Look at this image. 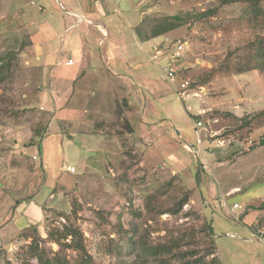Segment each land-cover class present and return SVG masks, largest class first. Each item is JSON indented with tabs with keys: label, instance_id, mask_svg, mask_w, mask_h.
I'll return each mask as SVG.
<instances>
[{
	"label": "rangeland",
	"instance_id": "rangeland-1",
	"mask_svg": "<svg viewBox=\"0 0 264 264\" xmlns=\"http://www.w3.org/2000/svg\"><path fill=\"white\" fill-rule=\"evenodd\" d=\"M52 2L0 0V223H7L0 232V264L5 258L10 264H43L38 256L55 253L63 263L75 264L82 253L68 246L69 224L81 229L87 251L98 264H159L153 261V246L181 236L187 249L204 257L211 244L208 224L221 263L264 264V146L246 151L264 136V57L263 68L253 70L260 60L248 51L250 42L264 38V0L253 18L244 2L101 3L105 13L96 21L109 30L120 51L138 48L135 33L148 41L150 35L141 34L174 15L182 17L173 31L154 41L163 45L164 54L149 64L153 95L143 86L131 89L140 97L134 120L128 117L125 91L106 88L109 75L104 73L103 81L98 77L102 73L93 74L96 85L77 95V113L66 118L55 114L53 98L59 89L52 84L54 75L75 67L65 62L74 60L75 47L85 40L91 44L88 48L99 51L102 33L95 25L71 27L69 14L58 0ZM39 32L47 37L44 44L40 41L42 47L57 51L48 57L47 82L37 64ZM180 39L190 43L176 64L180 81L192 85L215 70L212 84L190 85L198 96L185 100L162 75L171 65L172 44ZM221 65L228 66L227 71ZM236 65L247 71L237 72ZM209 107L221 109L201 116V145L195 119ZM207 127L213 136L206 135ZM46 133L58 135L59 142L45 144L43 161L38 146L32 145L40 144ZM222 133L225 143L219 145ZM203 146L211 150L205 154ZM199 160L209 164L206 170ZM233 186L240 189L227 196ZM54 189V199H48ZM186 191L190 198L181 208ZM28 196L57 210L39 234L13 238L24 226L14 217L15 206ZM34 208L30 201L28 212ZM129 235L136 239V249L118 257V243L128 241Z\"/></svg>",
	"mask_w": 264,
	"mask_h": 264
},
{
	"label": "crops",
	"instance_id": "crops-1",
	"mask_svg": "<svg viewBox=\"0 0 264 264\" xmlns=\"http://www.w3.org/2000/svg\"><path fill=\"white\" fill-rule=\"evenodd\" d=\"M43 1L53 3L52 1L54 0H42V2ZM108 1L111 0H58L60 7L63 10H65L69 14L68 16H70V18L74 21L71 27L80 26L81 24H86V26L88 25L98 26L101 30L102 38L98 42L99 51H95V49L88 48V46L91 44H89L87 40H85L86 43L82 42L81 45L76 46L73 53L74 63L72 64L67 63V61L72 58H69L65 62L66 65L75 66V67L69 70L68 72H66L65 74L56 73L54 75L55 77L52 79V84L56 89H59L57 92H55V96L53 98L56 108L55 114L57 116L60 115L62 118H66L67 116H72L74 113H77L79 111L78 108L74 105L75 101H77V95L82 94L86 87L88 86L93 87L96 85V80L93 77V74L102 73V75H98V77H100L99 79H102L101 81H103L102 78L103 73L109 75L107 78L108 84L104 86L106 88L113 87L125 91V95L129 98L130 108L128 112V117L131 120H134L135 117H137L136 99L140 98L135 93H133L131 89L134 86H138V87L143 86L147 89L150 95H153V88L155 87L154 86L155 82L153 81V76L151 75L149 70V66H150L149 64L151 61L149 58V54H153V55L156 54L155 51H152V48L156 45H159V43L155 44L154 41L160 38L162 35L158 37L150 36L151 37L150 40L143 42V40L139 38V35L135 33L138 39V42L136 43L138 45V48L136 50H131V51H127L123 48V50L120 51L116 46L114 38L110 36L109 30L102 23L96 21L97 18H100L105 13L103 8L104 5L102 6L101 3H105ZM143 1L144 0H141V2H139L137 6H140L143 3ZM29 22L30 24L33 23V19L32 20L30 19ZM27 26H28L27 24H22V27L24 28H27ZM150 33H151V29L149 30V33H145V34L143 33L141 34L142 36L140 37L143 36L148 37ZM33 39H35V36H33ZM37 40H38L37 64L43 74V77L45 78L44 80L46 81L48 78L47 75L49 74L50 71V65H48L50 61L48 57L49 56L52 57L53 55H56L57 51L55 54H53L51 50L46 48L45 45L44 47H42L40 41H43L44 44V42L47 41V37L45 35L42 36L40 32L39 34H37ZM147 43L150 44L149 47H146L145 44ZM161 46L163 47V45ZM163 54L164 51L162 49L161 53L157 55V58L162 57ZM60 64L61 62H59V65ZM180 69L181 68H178V70ZM51 70L54 71V68ZM66 82H69L67 86H66ZM207 84H212V80ZM202 90L205 91L207 89L206 87H203ZM207 91L208 94H210V90L208 89ZM68 101H70L69 103H71L72 105L71 108H67L66 106V103ZM214 109L217 110L221 108L218 107L203 108L199 111V113L200 114L202 113L204 115L207 114V112H210ZM205 132L206 135L212 136L211 131L209 130L208 127L205 130ZM47 142L52 144L58 143L59 142L58 135L47 136L46 133L45 136L42 138L40 144L32 145V146H38L43 161L45 155L44 153L45 144H47ZM261 146L264 145H258L254 149L248 152H251ZM42 149H44L43 152H41ZM203 149L205 154H207V152L211 150L209 147L205 148L204 146ZM45 162L46 165L44 166V169L46 167L48 169V163L47 161ZM198 162L203 164L202 167L204 170L208 168L209 164L208 165L204 164L203 161L201 160H199ZM179 168L180 170L184 169L182 165H180ZM173 172L176 173V171ZM78 184L79 182L75 183V186H77ZM239 189L240 188L238 186H233L227 191L226 195L231 196L235 192H238ZM56 191L58 190L54 189L49 194L48 199H54L56 195ZM30 201L34 202L35 208L31 212H28V206ZM15 207H16L15 212L17 213L14 214H18L17 217L14 216L16 221L22 220V223H24V226L22 225L23 228L21 229L22 231L19 230V232L13 237L18 239H23V237H20L19 235L32 225L36 226L38 230L42 229L45 223L47 222V217L55 213V210H57L53 206H48L46 202L36 201L35 196L33 197L28 196L27 199H23L19 203H17ZM11 219L12 218H10L9 220ZM6 224L5 222L0 223V232L5 230ZM14 228L16 229V227ZM11 230L13 229H10L8 231ZM12 239L10 240L11 243H12Z\"/></svg>",
	"mask_w": 264,
	"mask_h": 264
},
{
	"label": "trees",
	"instance_id": "trees-1",
	"mask_svg": "<svg viewBox=\"0 0 264 264\" xmlns=\"http://www.w3.org/2000/svg\"><path fill=\"white\" fill-rule=\"evenodd\" d=\"M221 1L222 3H225V4L233 3V2L246 3L247 8L249 9V16L250 18H253V16L256 14V11L259 8L260 2H262L263 0H221ZM171 18L172 19H167L164 23H162L160 27L159 26L153 27V29H151L150 36L158 37V36H161V35H164L166 33L173 31L179 25V22L182 19V17L180 15H174ZM248 51L251 52L252 55H254L258 61L260 60L257 63V65H255L251 69L261 70L263 68L262 57H264V38H259V39H256L250 42L248 45ZM4 60L5 59L3 58V62H5ZM227 62L230 63V61H227ZM236 66L239 69L237 71L239 73L247 71L242 65H236ZM220 68L222 71H227L226 68H228V66L224 67V65H221ZM251 69H248V70H251ZM214 77H215V70L211 69L208 75L200 76L199 79H197V81H194L191 86L192 88L202 87L206 85L207 83H209ZM262 112L264 113V111ZM262 112H260V114ZM246 116H249V115L247 114ZM249 118L252 119V117H249ZM225 135H226L225 133L220 134L219 135L220 139H225L226 138L224 137ZM258 145H264V137L259 139V142H256V144H251L250 148L247 149L246 151H250ZM189 198H190V193L186 191L180 201L181 208L185 204L188 203ZM250 208L251 209L252 208H263V204L260 205L259 207H253L252 205H250L248 206V210ZM207 228H208V233H209V238L211 240V244L209 245V249L204 257L199 255L194 249H187L186 248V238L184 236H181V237L170 239L157 246H153V261L158 262L159 264H223L221 263L217 250H216L215 240L213 239L212 225L208 224ZM34 232L39 234L38 228L32 225L29 228H27L25 231H23L19 236L25 239H27L28 237L32 238L31 235L34 234ZM69 236L72 238V241L71 243L68 244V246L82 253L80 259L75 264H98L93 259L92 255L88 253L85 242H84V234L77 225L75 224L66 225L65 238H68ZM34 238L35 237H33V239ZM136 244L138 243L136 239H133V235H129L128 241L118 243L119 248H120L119 249L120 254L118 255V257L125 255L127 252H129V249L135 250ZM55 255L56 256L54 257L40 255L38 256V258L41 262H43V264H67V262L63 263L60 260L58 253H55ZM209 256H211L210 259L207 258ZM4 264H10V261L8 258H5Z\"/></svg>",
	"mask_w": 264,
	"mask_h": 264
},
{
	"label": "built area",
	"instance_id": "built-area-1",
	"mask_svg": "<svg viewBox=\"0 0 264 264\" xmlns=\"http://www.w3.org/2000/svg\"><path fill=\"white\" fill-rule=\"evenodd\" d=\"M172 45H173L172 46L173 48L169 54L171 65L163 72V77L165 78V80H167L169 83H171L174 86L173 87L174 90L177 92V94L183 100L187 99L191 94L198 96V92H191V90H190L191 83L188 80H181L180 81L178 78L179 77L178 76L179 70H178V67L176 64L183 57L184 52L189 48V46H190L189 41L184 40V39H180V40H177L176 42H174ZM152 51H155L156 54H154V55L149 54V58L151 61L155 62L157 55L160 54L162 51L161 45L154 46L152 48ZM67 63L72 64V63H74V60L69 59L67 61ZM178 80L180 81V83L178 86H175V82ZM201 116H203L202 113L200 114V119H197V121L195 119V127H196L197 143L202 145L203 140H202V134L200 131V127H203L205 125H204V122L202 121L203 118H201ZM206 129L207 128H205V130ZM217 143L219 145H223L225 143V140L224 139H218ZM186 147L188 149H190V147L188 145H186ZM33 158L37 159V156L34 155ZM71 171H74V169H71ZM234 208L235 209L239 208V204L235 203ZM230 213H231V211H230ZM232 215H234V214L232 213ZM234 217H235V219H239L238 215H236V216L234 215Z\"/></svg>",
	"mask_w": 264,
	"mask_h": 264
}]
</instances>
